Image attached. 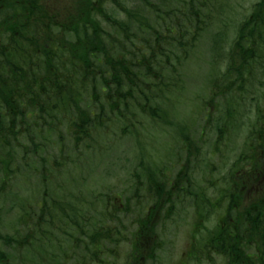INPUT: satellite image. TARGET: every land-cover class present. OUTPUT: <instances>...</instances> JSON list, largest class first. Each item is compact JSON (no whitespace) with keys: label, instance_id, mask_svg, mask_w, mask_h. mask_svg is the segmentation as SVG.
I'll return each instance as SVG.
<instances>
[{"label":"trees","instance_id":"1","mask_svg":"<svg viewBox=\"0 0 264 264\" xmlns=\"http://www.w3.org/2000/svg\"><path fill=\"white\" fill-rule=\"evenodd\" d=\"M205 35L214 145L178 128L160 166L143 141L167 133ZM111 134L138 145L130 195L87 183ZM186 208L175 264H264V0H0V264H167Z\"/></svg>","mask_w":264,"mask_h":264},{"label":"rangeland","instance_id":"2","mask_svg":"<svg viewBox=\"0 0 264 264\" xmlns=\"http://www.w3.org/2000/svg\"><path fill=\"white\" fill-rule=\"evenodd\" d=\"M254 1L256 0H229L231 4H243L247 8ZM221 28L222 26L219 29H214L215 33L220 31ZM214 30L211 29L210 35ZM206 37V35L203 36L204 39L199 41L194 53L180 70V78L182 73L181 79L183 81L184 91L176 95L175 104L173 105V109H176L175 113H173V109L170 111V115L173 116V121L170 119L171 123L163 126L164 131H167V133L165 135L157 133L156 137H147L143 141L145 144L149 141L146 151L148 154L156 158H161L160 166H163V162L168 164V162L177 159V154H175L174 150L178 138L175 131L178 128L183 127L182 133L187 134L190 138L196 139V141L198 140V144L206 142L208 145H214L215 130L213 127H209L211 124L208 118H213L218 113L210 109L214 107V103L209 102L208 99H210V89L214 87L211 83L208 84V82H210V74L213 71L214 64L212 57L215 51L213 45L208 44V39L211 36L207 39ZM218 66L219 70L224 67L223 63L221 64L220 58L218 59ZM211 99L213 101L218 100L217 98ZM248 107H250V103L245 101V109L239 115V117L241 116L239 120L244 121L246 119L245 116L248 115L246 113ZM204 124L205 129H202ZM200 132V139H198ZM242 132L243 130L238 135V147L241 144ZM182 137L181 135V139ZM121 141L123 142L119 143L116 135L111 134L108 140L106 139L101 143V153L99 154L98 161L95 159L97 162L96 169L90 171L91 181L89 182L87 180L88 184L95 185V190L105 191L114 181L117 188L120 189L122 187V189L127 190L126 195L131 194L133 187L127 180V176L128 173L137 170L138 165L136 166V164L139 159L135 152L138 150V145H136V140L131 138H126ZM226 144L231 147L233 142L231 139L224 140L220 148L222 150L225 149ZM213 159L214 161L216 160L215 158ZM216 164L218 163L216 162ZM167 166V169H170L169 165ZM167 174L169 175L170 173ZM103 176H108L109 178L101 182L100 180ZM97 177H100V179L97 180ZM100 184L103 185L100 186ZM88 188L92 189L93 187L89 186ZM192 223L193 219L190 208H186L183 212L179 210L174 211L173 219L167 222L166 234H163V238H166L169 242L167 252L165 253L167 264H175L181 253L185 250L189 233H191Z\"/></svg>","mask_w":264,"mask_h":264},{"label":"flooded vegetation","instance_id":"3","mask_svg":"<svg viewBox=\"0 0 264 264\" xmlns=\"http://www.w3.org/2000/svg\"><path fill=\"white\" fill-rule=\"evenodd\" d=\"M235 229H233L232 231H234ZM245 230H248L247 228ZM244 238V237H243ZM251 244H255V240L254 239H251L249 242H248V245H251ZM185 253V252H184Z\"/></svg>","mask_w":264,"mask_h":264}]
</instances>
